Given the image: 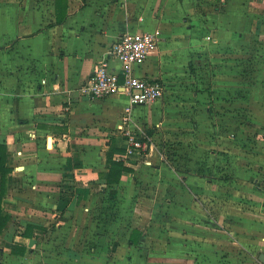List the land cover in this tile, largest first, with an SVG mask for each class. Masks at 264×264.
Returning a JSON list of instances; mask_svg holds the SVG:
<instances>
[{
    "label": "crops",
    "instance_id": "0c3cea01",
    "mask_svg": "<svg viewBox=\"0 0 264 264\" xmlns=\"http://www.w3.org/2000/svg\"><path fill=\"white\" fill-rule=\"evenodd\" d=\"M57 3L0 0V142L13 168L0 264H264V159L248 157L222 136L235 127L216 121L247 115L246 52L264 40V0H61L62 23ZM141 31L159 45L133 74L161 82L164 95L124 121L126 93L90 99L79 87L104 59L121 70L109 50ZM263 53L249 96L258 118ZM127 132L148 137V152L123 157ZM159 136L177 140L172 155ZM257 146L264 153V137ZM112 147L132 170L108 184ZM108 196L126 206L125 237L104 238ZM28 223L39 226L29 237ZM134 229L142 235L130 244Z\"/></svg>",
    "mask_w": 264,
    "mask_h": 264
},
{
    "label": "built area",
    "instance_id": "2783aa9c",
    "mask_svg": "<svg viewBox=\"0 0 264 264\" xmlns=\"http://www.w3.org/2000/svg\"><path fill=\"white\" fill-rule=\"evenodd\" d=\"M207 39L211 37L208 36ZM158 45L159 40L154 32H124L109 50V55L121 63V70L110 67L107 59L100 61L79 87L81 95L90 99H100L115 93H126L130 100L124 115V121H127L134 105L152 103L164 95V86L161 82L136 76L132 70L135 64L143 63ZM126 134L128 146L123 157L148 152L150 148L148 137H139L130 132Z\"/></svg>",
    "mask_w": 264,
    "mask_h": 264
},
{
    "label": "rangeland",
    "instance_id": "374dc122",
    "mask_svg": "<svg viewBox=\"0 0 264 264\" xmlns=\"http://www.w3.org/2000/svg\"><path fill=\"white\" fill-rule=\"evenodd\" d=\"M257 41H258V38H257ZM258 43H256L255 40H253L250 49L246 52L245 74L247 77L248 85L246 87L247 104L245 108L247 111V115L245 112V116L241 117L240 119L237 117H233V116L231 117L225 116V117H220V119H217L216 121H218L220 126H222V123H223L224 125H230V126L235 127L234 129L228 128L227 133L224 135L222 134V136L226 138H230L234 144L237 143L238 145H240L241 149L242 150L244 149L246 151V153L248 154V157L250 158L253 157L254 159H264V156L262 155L264 154L263 152H256V150L258 149L257 145L261 143L262 137H264V118H258V117L253 116L251 110L253 109L252 104H254L255 102L249 99V96L252 94L254 90L252 83L254 82V78L258 76V74H256L258 73V64H257L258 62L256 60L258 56H256L255 54L256 52L260 50V48L264 50V40L260 42L261 46H258ZM261 60L264 62V53L261 57ZM261 73H262L261 78L263 79V82H264V70H261L260 74ZM232 97L237 98V96H232ZM232 105L233 103H231V106ZM228 110L229 109H226L225 112H227ZM230 110L232 112V109ZM228 121H230L231 124H229ZM139 137H143V136H139ZM154 140L157 142L158 145L160 144L161 146L165 142L166 144H168V147H167L168 153L170 155L174 153V149L176 148L174 144L177 142L174 136L168 137L167 141L162 139L160 136L156 139L154 138ZM150 173L154 174L153 171H150ZM104 200H105L104 207L106 208L104 209V213L102 215L101 214L98 215V218L100 219L99 223L100 225H102L101 228L104 232H106L104 235V238L108 236V238L110 239V236H109L110 234L111 235L121 234V237H125L124 231H120V233L118 232V227H120L121 225H125V221H126L125 214H123V211L126 209L124 202L120 201L119 199H117L116 201L111 200L109 199V196L108 198H105ZM116 204H117V207H115ZM114 207L117 209L116 211ZM92 216H94V220H95V215L92 214ZM95 231L96 230L92 229L86 232L88 235L90 232H95ZM96 233L97 232L93 234H96ZM114 242L115 240H111L109 242L110 245L103 246V249L105 248V251L108 249V247L110 248L111 246H113L114 248V251H107L106 253L111 254L112 252L114 253L117 250V247H114ZM0 245H1V241H0ZM44 255H46L45 258H47L48 253L46 249H44ZM0 256L3 258L2 253H0ZM40 260H41L40 264H53L52 261H49L48 259H40ZM12 264H22V263L14 262ZM27 264H32V262L28 261ZM61 264H75V263L74 262H71V263L61 262ZM115 264H123V263L116 262Z\"/></svg>",
    "mask_w": 264,
    "mask_h": 264
},
{
    "label": "trees",
    "instance_id": "16d2710c",
    "mask_svg": "<svg viewBox=\"0 0 264 264\" xmlns=\"http://www.w3.org/2000/svg\"><path fill=\"white\" fill-rule=\"evenodd\" d=\"M60 3L61 0H58L57 23H62L66 17L65 13H61ZM116 150L117 149L115 147H112L107 152L108 171L105 172L102 176L103 178H106V182L108 184L118 183L124 171L132 170L129 167L125 166L122 161L113 158L114 152ZM12 170L13 168L9 165L8 162V147L4 142H0V236L4 235L13 220L12 216L6 211L3 204L4 198L7 196L9 191V176ZM37 227L39 226L34 223H28L23 232V235L28 237L32 236L34 229ZM141 235V231L134 229L129 239V243H137ZM26 251L27 248L24 246L18 247L17 245H14L12 248V252L14 254H25Z\"/></svg>",
    "mask_w": 264,
    "mask_h": 264
},
{
    "label": "bare ground",
    "instance_id": "6f19581e",
    "mask_svg": "<svg viewBox=\"0 0 264 264\" xmlns=\"http://www.w3.org/2000/svg\"><path fill=\"white\" fill-rule=\"evenodd\" d=\"M49 141H50V146H52V139H50Z\"/></svg>",
    "mask_w": 264,
    "mask_h": 264
}]
</instances>
